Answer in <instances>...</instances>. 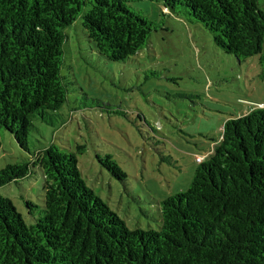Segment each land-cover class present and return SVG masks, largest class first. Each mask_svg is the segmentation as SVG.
Wrapping results in <instances>:
<instances>
[{"label": "trees", "instance_id": "obj_1", "mask_svg": "<svg viewBox=\"0 0 264 264\" xmlns=\"http://www.w3.org/2000/svg\"><path fill=\"white\" fill-rule=\"evenodd\" d=\"M129 1L0 0V128L30 154L0 169V186L36 167L43 176L41 205L25 201L32 224L0 194V264H264V108L225 121L187 190L160 201L157 229L128 228L85 183L74 152H30L34 119L54 124L66 100L65 28L80 17L95 51L123 62L158 27ZM150 1L201 23L239 61L259 55L264 76V0ZM97 159L126 177L110 155Z\"/></svg>", "mask_w": 264, "mask_h": 264}, {"label": "rangeland", "instance_id": "obj_2", "mask_svg": "<svg viewBox=\"0 0 264 264\" xmlns=\"http://www.w3.org/2000/svg\"><path fill=\"white\" fill-rule=\"evenodd\" d=\"M129 5L158 27L123 62L95 51L80 17L65 28L66 100L54 124L34 119L28 146L74 152L85 183L128 228L157 229L160 201L187 190L196 156L210 157L225 121L264 108V76L259 55L239 61L201 23L168 12L160 1ZM0 142V169L30 157L6 129L0 128ZM105 155L126 174L123 180L99 162ZM0 194L26 224L34 223L25 201L41 205V171L0 186Z\"/></svg>", "mask_w": 264, "mask_h": 264}, {"label": "built area", "instance_id": "obj_3", "mask_svg": "<svg viewBox=\"0 0 264 264\" xmlns=\"http://www.w3.org/2000/svg\"><path fill=\"white\" fill-rule=\"evenodd\" d=\"M195 159H196V161H198V162H199V161H201V160H202V157H200V156H196V158H195Z\"/></svg>", "mask_w": 264, "mask_h": 264}, {"label": "water", "instance_id": "obj_4", "mask_svg": "<svg viewBox=\"0 0 264 264\" xmlns=\"http://www.w3.org/2000/svg\"><path fill=\"white\" fill-rule=\"evenodd\" d=\"M172 12V11H171Z\"/></svg>", "mask_w": 264, "mask_h": 264}]
</instances>
